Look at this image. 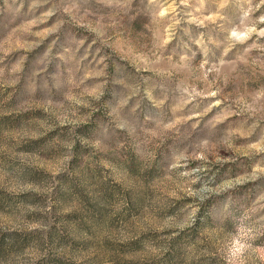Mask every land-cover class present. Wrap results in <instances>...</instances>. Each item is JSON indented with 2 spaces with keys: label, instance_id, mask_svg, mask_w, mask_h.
I'll return each mask as SVG.
<instances>
[{
  "label": "clouds",
  "instance_id": "obj_1",
  "mask_svg": "<svg viewBox=\"0 0 264 264\" xmlns=\"http://www.w3.org/2000/svg\"><path fill=\"white\" fill-rule=\"evenodd\" d=\"M0 264H264V0H0Z\"/></svg>",
  "mask_w": 264,
  "mask_h": 264
}]
</instances>
